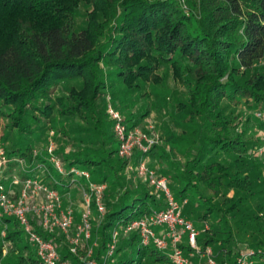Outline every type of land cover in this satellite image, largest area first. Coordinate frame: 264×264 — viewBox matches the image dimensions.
Segmentation results:
<instances>
[{"label":"trees","instance_id":"trees-1","mask_svg":"<svg viewBox=\"0 0 264 264\" xmlns=\"http://www.w3.org/2000/svg\"><path fill=\"white\" fill-rule=\"evenodd\" d=\"M82 6L84 25L78 21ZM166 68L186 87L170 114L183 130L178 136L165 133L167 142L181 148V158L165 167L162 159L170 156L156 145L148 154L162 158L157 175L173 181L176 199L187 200L183 215L200 230L199 245L212 247L219 264H236L246 249L264 264V157L259 154L264 120L256 116L264 109V0H0V117L9 119L6 126L40 137L33 123H56L58 116L90 121L87 130L99 143L85 146L86 136L79 134L73 152L60 145L57 157L65 174L35 155L33 142L12 148L3 181L16 170L17 159L27 164L18 170L21 180L36 178L42 169V182L65 193L75 183L88 189L71 168L88 170L94 182L107 184L105 214L91 221L86 240L98 241L93 258L100 264H172L171 248L143 245L138 230L125 232L132 221L163 209L164 201L167 206V200L157 197L148 178L131 171L138 167L139 150L130 159L118 154L115 120L101 100L121 84L127 94L151 98L166 82ZM69 80L80 85L58 95ZM124 101L117 106L123 112ZM149 111L124 120L131 128L139 126ZM109 115L113 120L107 123ZM66 129L60 127L58 142L70 137ZM129 172L143 179L129 183ZM91 210L98 213L95 200ZM33 225L55 243L62 260L84 264L80 244L73 252L65 236ZM115 231L119 241L106 258ZM181 247L187 254L192 250L186 238ZM0 263L44 264L16 216H0Z\"/></svg>","mask_w":264,"mask_h":264},{"label":"built area","instance_id":"built-area-1","mask_svg":"<svg viewBox=\"0 0 264 264\" xmlns=\"http://www.w3.org/2000/svg\"><path fill=\"white\" fill-rule=\"evenodd\" d=\"M109 112L115 120L114 131L119 140L118 154L126 159L134 156L136 150L142 153L137 167V175L146 177L150 184L164 193L167 200V206L164 209L155 210L152 214L132 221L125 229L126 233L132 230H138L140 233L143 245L153 243L156 248L161 251H166L171 248L170 259L172 264H219L217 262L214 250L212 247L202 248L198 243L200 230L197 229L190 219L183 215L184 203L177 200L171 192L166 177H159L154 170L147 166L144 155L148 154L160 142L159 136H151L148 132L141 129L139 126L129 127L125 122L120 112L116 111L111 105ZM259 119L264 120V109L256 112ZM259 135L264 138V129L259 130ZM54 143H51L49 148L51 159L56 169L62 173L66 172L63 162L60 158L54 155ZM264 153V146L259 148V154ZM20 164L24 161L17 159ZM10 159L5 149L0 148V216H16L25 230L30 242L36 247L38 256L44 264H72L69 260H62L61 254L51 240L45 239L35 228L31 221L30 213H35L34 218L38 219V224L46 230L53 231L55 228H60L70 237L69 232L74 223L73 207L62 209L61 195L58 190L52 189L37 178H28L25 180H16L13 184H22V196L18 203H13L9 195L5 191L4 170L7 167ZM71 173L77 177H90L87 170L79 168H71ZM107 188L106 183H91L88 189H83L84 200L87 210L84 213L82 223L78 226V233L71 240L73 252H77L78 245L82 239L91 238V203L95 200L98 212L101 217L104 216L106 208L103 201L104 192ZM37 195L40 198H45L46 202L39 208L28 207L25 205L26 200ZM158 229V230H157ZM3 235L5 232L3 231ZM119 232L115 231L113 240L109 244L106 258L111 257L115 252ZM187 240V243L192 250L187 254L185 249L181 247L182 242ZM254 251L251 249L243 250L237 258L236 264H253ZM196 256L204 257L206 262H197L193 258ZM84 264H100L92 257V252L87 254L83 259ZM224 264H230L225 262Z\"/></svg>","mask_w":264,"mask_h":264},{"label":"rangeland","instance_id":"rangeland-1","mask_svg":"<svg viewBox=\"0 0 264 264\" xmlns=\"http://www.w3.org/2000/svg\"><path fill=\"white\" fill-rule=\"evenodd\" d=\"M86 20V6H82L78 15V21L80 25H84V22ZM165 74H167L166 76V82L163 84V86H158L156 88V92H152L151 98H148L146 95L141 97V94L138 92H135L133 94L129 93L127 94L124 91V86L121 84L119 89H113V90H108L106 91V95L104 97L101 98L102 99H106V102H104V105H111L116 111L120 112V114L123 116V118H126L127 116H130V114L132 113L133 115H135L137 118H140L142 112L145 111V109L149 108V115L145 116V118L141 119L139 122V127L141 129H143L144 131L148 132L151 136H159L160 137V145L164 146L165 151L168 153V155L170 156L169 160H164L159 156L156 157H151V155L149 154H145V160L147 163V166L149 167V169L154 170L156 172V174H159V176L161 175L160 173V164H159V160L162 159V164L165 167H169L170 165V160L176 161L177 159H179V157L181 158V156L179 155V152L181 151L180 147L178 144L171 145V143L166 141V135L167 132L168 135L170 133L175 134L176 136H178L179 134H181L183 127L180 124V122L174 120L172 117H170L171 112L173 111V106H172V102L174 100L180 99V98H184V96L186 95V87H184L178 80H176L173 76V72L170 68H166L165 69ZM110 80H115L114 76H112L110 78ZM76 85L79 86L80 85V81L77 80H69L66 82H62L59 90L57 92L58 95H63L67 93V88H70L71 86ZM66 89H62L64 87ZM151 90V87H149ZM148 90V91H149ZM158 92V93H157ZM159 94V96H158ZM158 96V97H157ZM167 97L168 101H161V98ZM159 98V99H157ZM121 99H124L125 103H127V109L125 112H123L122 110H118L117 106L121 104ZM155 102H158V106L155 105ZM225 104H227V102H225ZM112 117L109 115L107 117H105V121L107 123H110L112 121ZM9 123V119L7 118H2L0 117V148L5 149L6 153H8L12 148L15 147H25L28 143H32L33 142V149H34V153L35 155L38 156H42L44 158L47 159V161L52 165V159H51V153H50V146L51 143H54V155H59V153L57 154V151L61 148L60 145H62V147L64 148V150L69 151V152H73L76 149L77 144L79 143V139L78 137L81 135H85L86 140L83 142V145L85 146H93V145H98L99 143L96 141L97 138L94 137V131L92 130H87V128H92L93 125L92 123L89 122H84L82 120L79 119H74V120H68L65 117H59L56 119V123H53L51 121L48 120H42L41 123L38 125L37 123H33V125L35 126V129L43 134L40 137H37L38 134H29V135H20L18 129L16 128H11L10 126H6V124ZM10 124V123H9ZM65 124V126L67 127V129L64 131V133H68L70 137H67L65 141L63 142H58L57 137L59 138V136H62L63 132H61L59 129L60 127ZM55 126V127H53ZM81 131H83V133H80ZM108 132L110 131V129L107 130ZM166 133V135H165ZM80 134V135H79ZM165 135L164 137H161V135ZM88 136V137H87ZM37 137V140L33 141L34 138ZM76 138V139H75ZM88 138V139H87ZM173 153H175L173 155ZM263 155V156H262ZM261 156L264 157V153ZM59 157V156H58ZM264 159V158H263ZM264 161V160H263ZM36 164L40 165L41 161H37ZM27 164L24 162L23 164L17 165L16 170H14L11 174H7L6 178L8 177L9 179L6 180V184H5V191L7 192V194L9 195V198L11 199V201L13 203H18L21 200V196H22V190H23V185L22 184H13V180L14 178H16V180H21L19 175H18V170H20L21 168L23 169L24 166H26ZM262 168L264 170V162L262 165ZM7 169V167L5 168V170ZM4 170V171H5ZM39 170V169H37ZM55 170V169H54ZM137 168L132 166L131 167V171L134 172L136 171ZM42 169L40 171H37V179L39 180H43V175L41 174ZM88 171V170H87ZM90 173V172H89ZM161 177H165V176H161ZM83 178L82 180H85L86 183L88 184L87 186H91V183H96L92 180L91 177V173H90V177H81ZM128 178H129V183L132 184H136L137 182H139L141 179H139V177L136 175V173L132 174L131 172L128 173ZM167 179V177H166ZM143 180H146L145 177ZM168 185L169 187L171 186V183L173 182L172 180H168ZM131 185V184H130ZM84 188L81 187V185L79 183H75L72 185L71 189L69 191H67L66 193L64 191H59L58 193L61 195V205H62V209H68L70 207H73L74 210V223L73 226L69 232L70 237L68 238L67 234L65 232H63L60 228H55L53 231L54 232H58L59 235H63L65 236L66 240L68 241V244H70V246L72 247V243L71 240L73 238L76 237L77 233H78V226L82 223V219H83V215L87 210L86 207V203H85V198H84V193L83 190ZM153 192L157 195V197L159 199H161L162 201H164V193L161 190L157 191L155 190L156 187H152ZM83 190V191H82ZM171 190V188H170ZM172 192V191H171ZM173 193V192H172ZM233 192H231L229 194V196H232ZM39 195L35 196L31 199L29 198V200H26L25 205L28 207H33V208H39L42 204H44L46 202L45 198H40L38 197ZM178 200V199H177ZM229 203V200L227 199L224 203L225 206H227ZM165 206V201L162 205V208L164 209ZM31 217V221L32 223H36L38 226V219L34 218V216L36 215L35 213H30L29 214ZM101 216L99 214V212L97 213L94 210H91V216H90V224L92 225L91 221H100L101 220ZM92 227V226H91ZM120 238V237H119ZM119 241V239H118ZM117 241V242H118ZM98 241L94 240L91 242L86 241V239H82L81 243L79 245V248H81L82 250H84L83 254L80 255V260L83 262V259L86 258L87 254H89V252H92V257L95 256V250L97 247ZM7 253V250H5V254ZM196 259V257H195ZM218 262V261H217ZM258 262H260L258 259H254L253 264H258ZM2 264V263H0Z\"/></svg>","mask_w":264,"mask_h":264},{"label":"crops","instance_id":"crops-1","mask_svg":"<svg viewBox=\"0 0 264 264\" xmlns=\"http://www.w3.org/2000/svg\"><path fill=\"white\" fill-rule=\"evenodd\" d=\"M196 258H197V262H200V261L206 262L204 257L196 256Z\"/></svg>","mask_w":264,"mask_h":264}]
</instances>
